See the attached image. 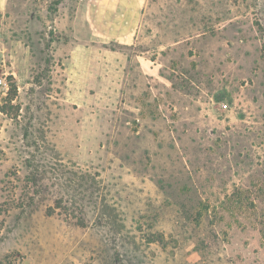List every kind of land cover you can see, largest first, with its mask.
<instances>
[{"label":"rangeland","instance_id":"rangeland-1","mask_svg":"<svg viewBox=\"0 0 264 264\" xmlns=\"http://www.w3.org/2000/svg\"><path fill=\"white\" fill-rule=\"evenodd\" d=\"M111 1L0 0V264H264V0H145L118 85Z\"/></svg>","mask_w":264,"mask_h":264},{"label":"crops","instance_id":"crops-1","mask_svg":"<svg viewBox=\"0 0 264 264\" xmlns=\"http://www.w3.org/2000/svg\"><path fill=\"white\" fill-rule=\"evenodd\" d=\"M144 2L145 0L111 1L114 5L113 10L127 9L130 15L126 16V20L119 18L114 23L119 29L115 30L110 41L118 44L120 48L99 51V68L97 71L99 74L97 77L100 76L99 83H112L115 85L125 82L142 83L143 79L147 80L148 71L151 72L150 74L157 76L158 72L153 65V60L147 62L145 57L135 54L133 50L128 52L130 49H127L134 45L139 16ZM100 36L103 38L104 34L101 33ZM101 47L103 46L100 45ZM94 77L96 78V75Z\"/></svg>","mask_w":264,"mask_h":264},{"label":"built area","instance_id":"built-area-1","mask_svg":"<svg viewBox=\"0 0 264 264\" xmlns=\"http://www.w3.org/2000/svg\"><path fill=\"white\" fill-rule=\"evenodd\" d=\"M2 84H3V79L0 78V85H2Z\"/></svg>","mask_w":264,"mask_h":264},{"label":"trees","instance_id":"trees-1","mask_svg":"<svg viewBox=\"0 0 264 264\" xmlns=\"http://www.w3.org/2000/svg\"><path fill=\"white\" fill-rule=\"evenodd\" d=\"M13 89L15 88V86L13 85V87H12Z\"/></svg>","mask_w":264,"mask_h":264}]
</instances>
